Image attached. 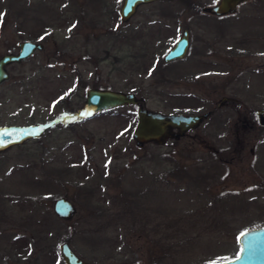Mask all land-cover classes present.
Wrapping results in <instances>:
<instances>
[{
    "label": "rangeland",
    "instance_id": "1",
    "mask_svg": "<svg viewBox=\"0 0 264 264\" xmlns=\"http://www.w3.org/2000/svg\"><path fill=\"white\" fill-rule=\"evenodd\" d=\"M122 1L0 0V56L21 40L43 45L0 83V264H63L62 241L92 264H207L264 225V128L244 120L264 104V0L221 16L204 10L217 0L148 1L126 21ZM184 29L187 52L164 62ZM234 76L244 106L218 108L161 145L136 148L132 104L83 111L92 87L202 114ZM60 196L71 218L53 213Z\"/></svg>",
    "mask_w": 264,
    "mask_h": 264
},
{
    "label": "water",
    "instance_id": "2",
    "mask_svg": "<svg viewBox=\"0 0 264 264\" xmlns=\"http://www.w3.org/2000/svg\"><path fill=\"white\" fill-rule=\"evenodd\" d=\"M148 1L156 0H123L119 7V16L121 21L135 13L136 5L139 3H146ZM245 0H217L216 4L210 5L205 9L209 14L215 16L228 15L237 8L241 2ZM247 1V0H246ZM188 30H183L177 39L169 47L168 52L163 55L164 62H169L172 59H180L188 47ZM17 52L3 53L0 56V83L8 77L6 66L12 62H21L28 58L37 50L43 49V45L35 41L21 40L17 43ZM85 100L83 102L84 112L88 114H95L98 111H107L109 108H117L120 105H134L136 106L134 128L131 129V137H133L136 148H141L145 143L163 144L167 139H176L184 136L187 130L194 129L199 125L208 114L204 113L194 114H179L172 112H158L156 110H149L145 105H139V99L136 98L133 92L124 93L123 91H113L112 89L103 88H88L85 92ZM257 120L264 125V107L257 109ZM9 134H1L0 140L5 141L9 139ZM52 211L59 218H71L75 212V206L65 197L60 196L54 198L52 201ZM263 227H253L252 229L242 230L237 234L236 242L239 251L228 259L222 261L215 260V264H264V225ZM59 254L62 257L63 264H92L88 261H83L77 256L68 246L66 241H62L58 245ZM213 262V261H211ZM207 263V264H211ZM97 264V263H95Z\"/></svg>",
    "mask_w": 264,
    "mask_h": 264
},
{
    "label": "flooded vegetation",
    "instance_id": "3",
    "mask_svg": "<svg viewBox=\"0 0 264 264\" xmlns=\"http://www.w3.org/2000/svg\"><path fill=\"white\" fill-rule=\"evenodd\" d=\"M244 2V1H243ZM216 4V3H215ZM205 10V9H204ZM206 12V11H205ZM206 13H208V12H206ZM209 14V13H208ZM211 14V13H210ZM214 15V14H213ZM225 15V14H224ZM241 55H244V54H241ZM176 60V59H175ZM247 67H249V66H247ZM247 67H245L244 69H248ZM257 67H259L258 65H255V66H253V67H250L251 69H250V74L251 75H255V74H257V73H259L257 70H259ZM244 71V70H243ZM241 72L243 75H245V72L246 71H244V72ZM238 76H234V78H231V77H226L225 78V82H224V84L222 85L223 86V88H228L229 90H231L232 92L230 93V92H228V93H224V94H222L220 97H217V99H215V105H214V108L213 109H207V110H205V111H209L210 112V114H208L207 116H212V115H214L215 114V112L217 111V109L219 108H223V107H225L226 105H230L229 103H232V104H236V103H238V105H234V106H232L233 108H234V110H236V109H239L240 107L239 106H244V104L242 103L243 102V100H240V97H238L237 96V92H239L238 90H236V89H234V88H231L232 86V82H234V80H238ZM244 87V86H243ZM231 88V89H230ZM238 89H241V88H239L238 87ZM260 89H262L261 87H260ZM243 92H245V91H247L248 93H249V96L250 97H252V98H256V97H259V94H261V90H259V87H257L255 90H252V89H248V88H246L245 87V89L244 88H242L241 89ZM260 98H262L261 96H260ZM263 100H264V98H262ZM260 107H264V104H260L259 106H257V108H255V109H247V111L248 112H246V116H245V119L244 120H246V118H247V121H246V124H245V127H252V128H254L255 127V130H257L258 129V127H263L264 128V125L263 124H260L259 123V121L257 120V117H256V113H257V109L258 108H260ZM245 110V109H244ZM246 111V110H245ZM206 116V117H207ZM259 130V129H258ZM257 130V131H258ZM259 133V132H258ZM258 133L256 134H254L253 136H254V138H256L257 139V137L259 138L260 136H258ZM263 135L262 136H264V133H262ZM255 142H256V140H255ZM256 143L255 144H252V145H250L249 146V148H248V152L250 153V155H255L257 152H256V150H257V148H256ZM232 157V156H231ZM255 159V158H254Z\"/></svg>",
    "mask_w": 264,
    "mask_h": 264
},
{
    "label": "snow or ice",
    "instance_id": "4",
    "mask_svg": "<svg viewBox=\"0 0 264 264\" xmlns=\"http://www.w3.org/2000/svg\"><path fill=\"white\" fill-rule=\"evenodd\" d=\"M0 15H2V14H0ZM211 264H215V262L213 261V262H211Z\"/></svg>",
    "mask_w": 264,
    "mask_h": 264
}]
</instances>
